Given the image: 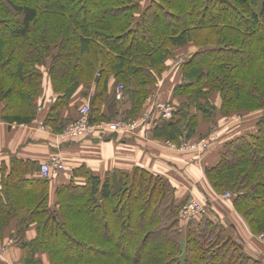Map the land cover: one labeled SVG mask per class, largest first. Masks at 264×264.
<instances>
[{
    "label": "trees",
    "instance_id": "obj_1",
    "mask_svg": "<svg viewBox=\"0 0 264 264\" xmlns=\"http://www.w3.org/2000/svg\"><path fill=\"white\" fill-rule=\"evenodd\" d=\"M144 2L0 0V120L32 124L46 107V80L56 97L44 123L55 132L70 123L61 111L80 89L91 102V124L138 120L168 62L190 45L196 50L178 66L182 82L174 88L185 101L170 120L157 121L154 138L192 140L200 116L213 121L218 111L224 118L264 112V0ZM119 86L128 111L118 108ZM40 167L17 157L0 165V232L18 224L9 236L24 249V264H45L43 255L49 264H264L221 222L198 216L183 227L185 203L159 174L136 167L100 178L82 166L57 188L52 206V176L30 177ZM205 175L217 194L231 193L250 232L263 235L264 113L254 133L223 146ZM32 224L37 235L28 241Z\"/></svg>",
    "mask_w": 264,
    "mask_h": 264
},
{
    "label": "crops",
    "instance_id": "obj_2",
    "mask_svg": "<svg viewBox=\"0 0 264 264\" xmlns=\"http://www.w3.org/2000/svg\"><path fill=\"white\" fill-rule=\"evenodd\" d=\"M187 49L184 58L189 57L196 50L194 45L178 51ZM183 58L182 62L185 60ZM181 62V63H182ZM180 63V64H181ZM172 60L168 62L169 71L163 75L161 83L155 88L153 94L148 97L161 104L171 105L175 111L185 99L174 95V88L182 82L179 68L172 67ZM177 80V83L175 82ZM110 87L114 88L111 81ZM45 92L41 102L46 105L40 106L43 110L40 116L30 125H10L0 121V165L6 163L11 165L13 157L23 160H30L41 164L51 162L54 158L60 160V167L52 174L50 183V201L55 206L57 202V188L62 184H68L74 177V171L86 166L95 176L104 178L109 172L120 170L131 172L136 167L145 168L148 171L159 174L167 179L177 189V201L186 202L191 198L203 201L207 206L206 220L221 222L229 234L241 244L242 249L249 255L261 260L264 263V239L254 236L244 221L232 205V199H224L217 194L210 184L206 174V169L216 166L220 160L223 146L242 135L254 133L256 131V121L263 115V111L241 115L239 120L233 122L218 114L213 121H205L200 116V123L197 133L192 140L208 134L210 131L219 129L218 139L205 151H174L165 140L154 138V124L161 118L159 111H154L149 123L136 133H113L95 132L89 137L80 138L74 141H62L59 135L44 123L46 109L54 102L50 82L46 80L44 84ZM82 90L73 97L68 107L61 111V119L66 122H74L79 115V109L86 104L90 105V99L82 96ZM118 91V90H117ZM120 112L128 111L131 108L129 98L122 93L121 99L117 97ZM218 99L219 95H214ZM144 104V110L149 111L152 105ZM219 103H215L220 108ZM45 110V112H44ZM31 178L43 177L39 172H35ZM78 184L85 183V178L77 177ZM1 183V173H0ZM189 221V220H188ZM188 221H181L183 227ZM16 227V222L11 224V230ZM8 235V234H7ZM37 235L36 227H32L26 234V239L33 240ZM6 253L5 261L0 264H24V249L18 245L10 247ZM47 264V256H42ZM49 262V261H48Z\"/></svg>",
    "mask_w": 264,
    "mask_h": 264
},
{
    "label": "built area",
    "instance_id": "obj_3",
    "mask_svg": "<svg viewBox=\"0 0 264 264\" xmlns=\"http://www.w3.org/2000/svg\"><path fill=\"white\" fill-rule=\"evenodd\" d=\"M118 95L117 97L121 99L122 93H123V87L119 86L118 89ZM148 103L152 105L151 110L147 111V116L140 118L135 121H125L123 119L114 121L109 124V126L106 125H95L91 124L90 122V105L86 104L84 105L81 110H79V115L77 120L70 123L64 131L59 135L60 140L62 141H74L80 138H86L94 134L95 132H113V133H123V131L131 130L135 131L138 128L143 129L149 121L151 120V117L153 115L154 111H159L161 118L164 120H170L175 112V109L171 105L166 104H157L155 100L152 98L148 99ZM41 110V108L39 109ZM156 124H154L155 126ZM217 137L214 135L210 136L206 140H204L199 145H194L191 147V149H197L200 152L205 151L211 146L210 144L212 142H216ZM167 145L173 146L176 148L175 145L172 144L170 141H166ZM213 144V143H212ZM183 148H187V146H181L180 149L184 150ZM186 150V149H185ZM60 160L58 158H54L51 162H45L41 164L40 167V173L44 178H48L52 176L57 169H59ZM224 199L231 198V194H226L225 196H222ZM185 204L181 207L179 212V218L181 221H188L193 218L199 217H205L207 215V206L206 204L201 201L197 200L196 198H191L188 201L184 202ZM261 238L264 239V236ZM5 249L6 247L0 243V262L5 260Z\"/></svg>",
    "mask_w": 264,
    "mask_h": 264
},
{
    "label": "rangeland",
    "instance_id": "obj_4",
    "mask_svg": "<svg viewBox=\"0 0 264 264\" xmlns=\"http://www.w3.org/2000/svg\"><path fill=\"white\" fill-rule=\"evenodd\" d=\"M149 1H151V0H145V2H144V4H146L147 2H149ZM188 52V50L187 49H184L183 51H178L177 53H179V56H176V58H175V60H172V67L174 66V68L175 69H177L178 68V66L180 65V63L182 62V60H183V58H184V54H186ZM185 59V58H184ZM162 81V80H161ZM176 83H177V80L175 81ZM161 83V82H160ZM159 83V84H160ZM118 89V88H117ZM117 91V90H116ZM220 97L218 98V99H215L214 98V102L215 103H219L220 102ZM157 104H161V103H159V102H157ZM41 108V110H39ZM43 110V108L42 107H39L38 108V115L40 116V112ZM81 110V109H80ZM151 110V109H150ZM79 111V110H78ZM80 112V111H79ZM146 110H144V112H143V114L140 116V118H143V117H145V116H147V114H146ZM217 115V114H216ZM241 117V115L240 114H233L232 116H230L228 119H230V120H232L233 122H236L235 121V119L236 120H239V118ZM215 118V117H214ZM121 118H119V119H117V120H120ZM116 120V121H117ZM215 120V119H214ZM1 121V120H0ZM71 123V122H70ZM70 123H68V125L70 124ZM101 124H103V125H106V126H109V124L110 123H100V124H95V125H101ZM147 124H148V122H147ZM146 123H145V125H147ZM67 125V126H68ZM47 127H49L50 129H52L53 130V128L50 126V125H46ZM66 126V127H67ZM65 127V128H66ZM64 128V129H65ZM64 129H62V131H60V132H55V133H57L58 135H60L63 131H64ZM141 129L140 128H138L137 130H135V131H131V130H126V131H123V133H136V132H138V131H140ZM218 131H219V129H215V130H212V131H210L208 134H206V135H204V136H201V137H199V138H197V139H195V140H182L180 143H177V144H175V143H172L173 145H175L176 146V148H174L173 146H170L169 145V147L172 149V150H174V151H192V152H197V151H199V150H197V149H191V147L192 146H196V145H199V144H201L204 140H206L207 138H209L210 136H212V135H214L215 137H217V139H218ZM216 139V140H217ZM168 142V141H167ZM212 143H215V142H212ZM211 143V144H212ZM210 144V145H211ZM181 146H187V148H183L184 150H182V149H180V147ZM186 149V150H185ZM209 149V148H208ZM230 192H225L224 194H222V196H225L226 194H229ZM231 194V193H230ZM17 226H18V224L16 223V227H15V229L14 230H11V227L9 228V227H7V228H5L4 229V231H3V233L2 232H0V234L2 235L1 237H2V241H0V243L2 244V245H4L5 247H6V249H5V256H6V253L8 252L7 250L10 248V247H12L14 244H15V240H14V238L11 236H9L11 233H14L15 231H16V229H17ZM32 227H35V224H32L31 225V227H30V229L32 228ZM8 234V235H7ZM262 236H264V234L263 235H260V237H262ZM261 239H263V238H261ZM16 245V244H15ZM48 258V257H47ZM5 261V260H4ZM4 261H1L0 263H3ZM47 264H49L48 263V261H47Z\"/></svg>",
    "mask_w": 264,
    "mask_h": 264
},
{
    "label": "water",
    "instance_id": "obj_5",
    "mask_svg": "<svg viewBox=\"0 0 264 264\" xmlns=\"http://www.w3.org/2000/svg\"><path fill=\"white\" fill-rule=\"evenodd\" d=\"M96 81H98V78L96 79Z\"/></svg>",
    "mask_w": 264,
    "mask_h": 264
}]
</instances>
